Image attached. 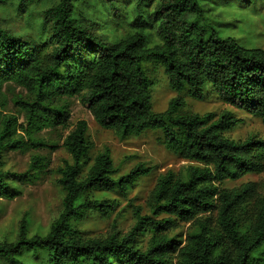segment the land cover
<instances>
[{
	"label": "trees",
	"instance_id": "obj_1",
	"mask_svg": "<svg viewBox=\"0 0 264 264\" xmlns=\"http://www.w3.org/2000/svg\"><path fill=\"white\" fill-rule=\"evenodd\" d=\"M10 1L0 0V5ZM75 6L76 0L48 6L39 36L47 25L49 35L40 40L27 41L0 24V198L12 199L18 192L10 181L25 176L2 171L1 152L28 151L43 145L36 135L44 128L67 127L70 112L59 104L66 97H80L95 122L121 138L160 129L168 148L203 167H189L185 177L170 171L161 175L148 202L152 215L137 209L128 232L112 225L106 236L85 237L73 220L89 211L109 216L118 202L84 194L97 188L125 194L151 169L138 164L116 178L106 148L82 175L89 144L88 123L80 119L63 143L72 163L58 181L65 193L62 212L44 235L29 236L22 220L17 240L0 242V262L24 264L21 259L30 257V264H264V194L254 182L231 189L222 185L264 172V139L227 136L238 122L228 111L218 118L213 113L180 114L185 105L180 96L165 111L155 112L153 83L143 68L145 62H156L173 90L186 88L191 98L203 100L210 89L264 125V49L221 37L199 0L160 2L149 19L159 39L154 44L143 26L116 41L104 39L78 23ZM7 82L27 92L14 100L25 123L1 112ZM40 160L32 158L30 169L38 168ZM185 223L191 230L181 238L175 231ZM142 234L149 236L145 247Z\"/></svg>",
	"mask_w": 264,
	"mask_h": 264
},
{
	"label": "rangeland",
	"instance_id": "obj_2",
	"mask_svg": "<svg viewBox=\"0 0 264 264\" xmlns=\"http://www.w3.org/2000/svg\"><path fill=\"white\" fill-rule=\"evenodd\" d=\"M162 1L76 0L75 18L79 24L110 41L125 37L139 26H143L150 43L154 44L159 42V39L150 20ZM199 2L221 37H232L239 45L247 48L264 49V0H199ZM53 3L55 0L40 2L12 0L8 5H0V24L27 41L38 40L43 11ZM49 29L50 25H47L40 39L49 35ZM143 68L153 83L152 108L155 112L165 111L169 102L180 96L185 102L184 107L179 110L180 114L213 113L215 118H218L228 111L238 119V122L227 132V136L235 140H245L248 137L264 139V125L261 119L222 102L210 89H207L203 100H195L189 96L186 88L178 92L170 87L168 77L160 64L145 62ZM3 93L6 96V106L1 112L15 115L19 123H25L24 113L14 100L25 98L26 90L16 83L7 82L3 86ZM59 104L66 105L70 112L67 127L44 128L36 135L43 145L32 147L28 151L5 149L1 152V170L25 176L10 181L11 187L18 192L12 199L0 198V242L17 240L22 220L26 222L28 235L33 236L46 234L51 224L59 217L65 193L58 181L61 170L72 163L71 155L63 143L72 126L80 119L88 123L86 137L89 144L82 175L86 174L94 158L106 148L110 149L118 170L116 178L128 173L138 164L151 169L148 175L141 176L132 183L125 194L98 188L84 194L83 198L118 202L116 210L109 216L89 211L73 220V225L85 237L106 236L112 225H116L122 234L128 232L135 223L137 209L142 215H152L148 202L161 175L170 171L177 176L185 177L189 167H203L201 163L184 159L179 153L168 148L160 129H148L139 135L121 138L114 131L100 127L88 105L80 97H66L60 100ZM34 157L41 159L40 166L30 169ZM247 182L256 183L258 191L264 194V172L249 173L239 179L226 180L222 185L231 189ZM190 230L191 225L185 223L175 233H180L183 235L181 238H185ZM148 237L145 234L139 236L143 247L146 246ZM21 261L30 264L33 259L26 257Z\"/></svg>",
	"mask_w": 264,
	"mask_h": 264
}]
</instances>
